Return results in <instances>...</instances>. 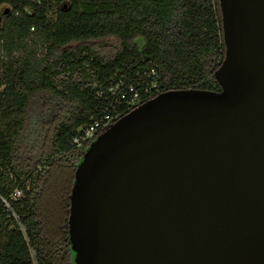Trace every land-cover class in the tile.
Segmentation results:
<instances>
[{
	"label": "water",
	"instance_id": "water-1",
	"mask_svg": "<svg viewBox=\"0 0 264 264\" xmlns=\"http://www.w3.org/2000/svg\"><path fill=\"white\" fill-rule=\"evenodd\" d=\"M218 6L219 90L160 92L84 151L73 264H264V0Z\"/></svg>",
	"mask_w": 264,
	"mask_h": 264
},
{
	"label": "trees",
	"instance_id": "trees-1",
	"mask_svg": "<svg viewBox=\"0 0 264 264\" xmlns=\"http://www.w3.org/2000/svg\"><path fill=\"white\" fill-rule=\"evenodd\" d=\"M0 15V264H73L69 194L88 147L73 138L130 111L109 91L120 81L218 91V0H0Z\"/></svg>",
	"mask_w": 264,
	"mask_h": 264
},
{
	"label": "built area",
	"instance_id": "built-area-1",
	"mask_svg": "<svg viewBox=\"0 0 264 264\" xmlns=\"http://www.w3.org/2000/svg\"><path fill=\"white\" fill-rule=\"evenodd\" d=\"M33 30V28H31ZM150 76L156 77L154 71L150 73ZM3 86H0V90ZM109 91L112 94H117L119 99L124 100L128 106V109L131 110L146 100L157 95V87L156 83L153 81L150 86L143 85L142 91L139 90L132 84H125L120 81L119 83L112 86ZM117 118H119V113H115L113 115L107 114L101 120H96L91 123L89 126L81 129L79 133L73 138V143L77 147H81L84 145H89L100 132H102L106 127H108L111 123H113ZM22 196V191L18 188H15L11 194L10 199L16 200ZM6 203V201L4 200Z\"/></svg>",
	"mask_w": 264,
	"mask_h": 264
},
{
	"label": "rangeland",
	"instance_id": "rangeland-1",
	"mask_svg": "<svg viewBox=\"0 0 264 264\" xmlns=\"http://www.w3.org/2000/svg\"><path fill=\"white\" fill-rule=\"evenodd\" d=\"M3 7H5V6H3ZM0 21H1V15H0ZM106 43V45L105 46H103V47H101V51L102 52H104V53H108V52H111L114 48H113V46H114V41L113 40H108V41H104V44ZM38 103V102H37ZM38 107H39V104H35L34 105V107L32 108V115H31V122H30V127L32 126V125H34V123H35V120H36V118L39 116V114L40 113H43V110L42 111H40L39 109H38ZM31 129H34V127L32 128H30V130L29 131H31ZM43 141H44V139H43ZM43 141H41L42 142V145L44 144V143H46V142H44L43 143ZM74 256V255H73Z\"/></svg>",
	"mask_w": 264,
	"mask_h": 264
}]
</instances>
